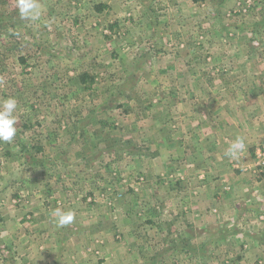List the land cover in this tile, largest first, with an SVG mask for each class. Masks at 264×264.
Returning a JSON list of instances; mask_svg holds the SVG:
<instances>
[{
    "label": "rangeland",
    "instance_id": "rangeland-1",
    "mask_svg": "<svg viewBox=\"0 0 264 264\" xmlns=\"http://www.w3.org/2000/svg\"><path fill=\"white\" fill-rule=\"evenodd\" d=\"M38 5L0 0V264H264V0Z\"/></svg>",
    "mask_w": 264,
    "mask_h": 264
},
{
    "label": "clouds",
    "instance_id": "clouds-1",
    "mask_svg": "<svg viewBox=\"0 0 264 264\" xmlns=\"http://www.w3.org/2000/svg\"><path fill=\"white\" fill-rule=\"evenodd\" d=\"M19 16L22 20L35 21L40 16L38 0H17ZM17 108V101L14 97L0 100V141L9 142L16 134V117L13 115ZM246 149L245 141L237 136L229 145L225 155L230 158H238ZM55 222L58 226L69 225L73 222L75 214L73 211H65L62 208H56L53 212Z\"/></svg>",
    "mask_w": 264,
    "mask_h": 264
}]
</instances>
